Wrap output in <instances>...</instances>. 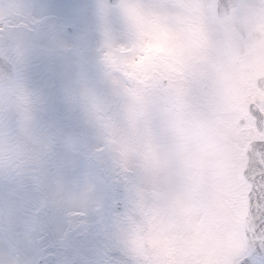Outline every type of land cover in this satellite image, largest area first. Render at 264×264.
Instances as JSON below:
<instances>
[{
	"label": "clouds",
	"instance_id": "1",
	"mask_svg": "<svg viewBox=\"0 0 264 264\" xmlns=\"http://www.w3.org/2000/svg\"><path fill=\"white\" fill-rule=\"evenodd\" d=\"M186 2L200 34L194 45L200 86L179 78L172 88L149 86L141 95L144 110L170 133L168 146L155 158L134 152L125 160L118 147L119 135L130 130L125 110L86 89L80 93L129 181V204L117 225L121 264H204L217 243L227 242L230 230L210 214L226 183L232 77L264 64V0ZM23 20L22 5L0 0V177L19 193L52 191L61 138L45 121L49 98L34 86L30 43L17 35ZM167 51L162 45L157 55Z\"/></svg>",
	"mask_w": 264,
	"mask_h": 264
},
{
	"label": "rangeland",
	"instance_id": "2",
	"mask_svg": "<svg viewBox=\"0 0 264 264\" xmlns=\"http://www.w3.org/2000/svg\"><path fill=\"white\" fill-rule=\"evenodd\" d=\"M19 1L25 27L17 35L30 43L33 83L49 98L45 121L61 142L54 190L19 193L10 180L0 177V260L8 264L12 249L13 264H47L51 253L58 264L83 258L121 264L117 225L129 204V181L80 93L86 89L104 104L122 105L120 74L104 57L110 46L128 42L126 19L108 0ZM122 183L127 186L121 199L125 209L115 216V188ZM101 234L114 241V258L109 243L102 245L98 239Z\"/></svg>",
	"mask_w": 264,
	"mask_h": 264
},
{
	"label": "snow or ice",
	"instance_id": "3",
	"mask_svg": "<svg viewBox=\"0 0 264 264\" xmlns=\"http://www.w3.org/2000/svg\"><path fill=\"white\" fill-rule=\"evenodd\" d=\"M115 7L130 32L126 44L110 46L105 55L123 84V103L114 109L125 110L130 126L119 135L118 147L125 160L134 152L155 158L168 146L170 133L158 117L144 110L140 97L149 86L172 88L179 78L199 88L194 45L200 34L193 6L186 0H120ZM162 45L168 51L157 55ZM231 111L232 138L224 153L226 183L210 214L230 230L227 242L217 243L204 264H254L257 251L264 255V64L232 77ZM15 256L9 249L8 264Z\"/></svg>",
	"mask_w": 264,
	"mask_h": 264
},
{
	"label": "water",
	"instance_id": "4",
	"mask_svg": "<svg viewBox=\"0 0 264 264\" xmlns=\"http://www.w3.org/2000/svg\"><path fill=\"white\" fill-rule=\"evenodd\" d=\"M119 0H109L110 3L112 4H116ZM117 196L118 197H122L125 193V187L122 185V186H119L117 187ZM115 210L117 212L121 211L123 209V205L121 203H116L115 206H114ZM255 257L257 258H260L261 260L264 261V255H261V253L259 251L256 252V255ZM54 261V257H51L50 258V262H53Z\"/></svg>",
	"mask_w": 264,
	"mask_h": 264
}]
</instances>
